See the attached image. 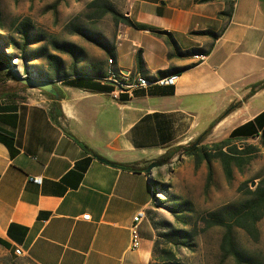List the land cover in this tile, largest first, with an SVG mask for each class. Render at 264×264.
Masks as SVG:
<instances>
[{"label": "crops", "instance_id": "crops-1", "mask_svg": "<svg viewBox=\"0 0 264 264\" xmlns=\"http://www.w3.org/2000/svg\"><path fill=\"white\" fill-rule=\"evenodd\" d=\"M112 2L136 26L119 23L106 37L108 51L81 44L80 65L101 76L51 79L62 95L58 121L39 88L6 99L0 74V132L12 138V150L0 140V250L27 264H149L157 239L151 211L159 209L149 180L160 182L166 164L135 172L112 162L150 165L198 139L233 104L241 103L211 134L224 139L264 110L257 102L264 88L246 98L264 80V0ZM109 58L111 73L141 74L150 87L115 99L114 82L105 80ZM175 73V86L156 83ZM116 86L129 88V80L116 78ZM139 210L147 215L133 248Z\"/></svg>", "mask_w": 264, "mask_h": 264}, {"label": "trees", "instance_id": "trees-1", "mask_svg": "<svg viewBox=\"0 0 264 264\" xmlns=\"http://www.w3.org/2000/svg\"><path fill=\"white\" fill-rule=\"evenodd\" d=\"M110 14L114 23H119L136 26L128 16L119 12L112 0H90L86 4V11L82 13L88 18L95 20L101 19L103 16ZM81 15V14H80ZM12 23L7 27L0 19V74L8 77V79H15L12 73L11 56L19 49L25 52L29 46L39 44L34 50H30L24 55V59H40L46 61L47 68L45 72L39 75H34L39 79H53L54 81H62L75 83L71 80V76H80L84 74L101 76L98 72H94L80 63L86 58V52L83 46L71 41H58L50 38L46 33H40L35 30V25L28 19L20 22L16 26L17 38L10 32V28L14 26ZM66 28L72 34H79L87 40L100 46L101 48L110 49L109 41L101 34H91L79 24L69 22ZM160 33H167L170 37L171 34L166 31H159ZM6 48H10L12 53L8 55ZM50 48L54 52L50 51ZM63 54L71 57L69 66L63 58ZM137 63L142 69L144 64L141 54L137 56ZM6 66V68H3ZM25 88L29 87L24 85ZM264 88V80L255 83L246 98L251 97L257 91ZM59 97L54 94L48 93L49 97L53 99V117L56 121L62 115V108L60 104L61 93L56 88ZM5 98L9 100L22 99L18 96L17 90H8L5 93ZM241 103H236L229 106L218 118L215 119L211 127L201 135V139L196 143L197 139L186 145H178L169 154H165L153 162L160 165L167 164L171 158L177 154L178 156L192 157L197 164L205 161L208 166L206 187H209L213 180L212 161L217 159L221 162L223 171L228 180L233 178V168L236 166L238 169L243 170L244 165L249 163L253 157L254 152L258 151L253 146L240 149L237 145H232L236 141H244L249 138L260 137L264 143V110L257 114L253 119L235 127L230 134L212 145L201 146L203 138L211 132V128L219 122L223 117L228 115L235 108L239 107ZM11 137L0 132V140L7 143L12 150ZM227 147V150L224 148ZM115 166L122 169L140 172L145 170L148 166L141 167L140 162L133 163H120L112 162ZM259 181L254 189L247 186V198L241 205H225L221 210L209 212V214H202L196 210L194 203L189 199H184L177 194H166V199L161 200L157 193L160 190L159 181L150 179L149 185L153 192L158 207H165L173 216L175 223L180 226H175L169 220L157 219L154 212L151 211L152 224L157 229V239L153 248V258L149 264H187L180 259L178 251L180 248H192L195 236L200 232L198 228L203 230L209 229L213 226H222L225 232L222 238V248L225 254L232 256L236 264H257L254 257L248 255L243 249L239 248L233 232L236 228L245 230L254 239L258 238L259 230L257 222L264 216V174L258 176ZM244 186V185H242ZM242 189V187H240ZM166 192V191H164ZM203 224V225H201ZM13 258V256H11Z\"/></svg>", "mask_w": 264, "mask_h": 264}, {"label": "rangeland", "instance_id": "rangeland-1", "mask_svg": "<svg viewBox=\"0 0 264 264\" xmlns=\"http://www.w3.org/2000/svg\"><path fill=\"white\" fill-rule=\"evenodd\" d=\"M90 0H0V19L7 27L12 23L10 32H5L18 37L16 26L20 22L28 19L35 25V30L40 33H46L50 38L58 41H71L79 45H95L79 34H72L66 28L71 22L79 24L91 34H101L104 37H110L117 30L110 14L103 16L99 20L88 18L82 15L86 11V4ZM81 14V15H80ZM3 31H0V33ZM4 33V32H3ZM38 44L29 46L24 52L23 49L17 50L12 54V68L17 70L23 76L35 75L41 71H46V61L40 59H24V55L30 50L37 48ZM8 55L12 53L10 48H6ZM51 52H54L50 48ZM66 56V64L69 66L71 57ZM3 68H6L4 66ZM4 81L5 90H17L18 96L23 97L26 88L25 84L8 77L1 76ZM260 105H264V93L257 99ZM223 134L206 135L201 146L212 145L222 139ZM217 140V141H216ZM232 145H237L243 149L253 146L258 150L253 159L244 165V169L233 168V178L228 180L219 160L213 159V180L209 187H206L208 166L205 161L197 164L192 157L178 156L168 162L163 171H161L160 190L158 197L161 200L166 199V194H177L184 199L191 200L196 210L202 214H209L212 211L221 210L225 205H241L247 196V186L254 189L259 181L258 176L264 174V143L259 137L251 138L246 141H236ZM224 150L228 151L225 147ZM165 165V164H163ZM160 165V166H163ZM255 182V185L252 183ZM244 185V186H242ZM242 187V189L240 188ZM166 191V192H164ZM157 219L169 220L175 226L173 216L165 207H159L153 210ZM203 225V224H201ZM259 230L258 238L254 239L245 230L241 228L234 229L233 236L239 248L243 249L248 255L254 257L257 264H264V216L257 222ZM199 233L195 236L192 248L183 247L178 251V256L187 264H236L232 256L225 254L222 248V238L225 228L222 226H213L203 230L198 228ZM0 264H27L23 259H15L9 252L0 250Z\"/></svg>", "mask_w": 264, "mask_h": 264}, {"label": "built area", "instance_id": "built-area-1", "mask_svg": "<svg viewBox=\"0 0 264 264\" xmlns=\"http://www.w3.org/2000/svg\"><path fill=\"white\" fill-rule=\"evenodd\" d=\"M110 59V58H109ZM116 78H124V79H128L129 80V88H118L116 86ZM105 80H109L114 82V89L111 91V95L115 98V99H120V96L124 93H128L130 95H132V93L135 90L138 89H147L148 87H150V84L141 81V74H139L138 78H130L129 73H124V72H120V74H113L111 73V62H110V71L108 74V79ZM179 78H175L173 80H171V82H167L164 84H159L158 86H175L178 82ZM32 180L35 183L41 184L42 183V178L37 176V177H33ZM147 215V212L145 210H139L136 215L133 217V224L131 227V231H132V247L133 248H138L141 245V238L139 236L138 233V225L139 222L142 221ZM84 219H89L90 218V214H85L83 215ZM14 253L17 256H21L23 255V251L20 248H16L14 250Z\"/></svg>", "mask_w": 264, "mask_h": 264}, {"label": "water", "instance_id": "water-1", "mask_svg": "<svg viewBox=\"0 0 264 264\" xmlns=\"http://www.w3.org/2000/svg\"><path fill=\"white\" fill-rule=\"evenodd\" d=\"M12 69V73L14 75V78L23 84L29 86V87H36L39 88L43 91H46L48 93L54 94L56 97L59 96L56 88L54 87V81L51 79H39L34 75L31 76H23L17 70ZM201 139V136L197 139L196 143H198ZM105 160V159H103ZM159 166V163L157 162H152L148 167H147V172H152L154 168H157ZM252 185H255V182L252 183Z\"/></svg>", "mask_w": 264, "mask_h": 264}, {"label": "bare ground", "instance_id": "bare-ground-1", "mask_svg": "<svg viewBox=\"0 0 264 264\" xmlns=\"http://www.w3.org/2000/svg\"><path fill=\"white\" fill-rule=\"evenodd\" d=\"M110 62H111V64H113V59H109L108 63L110 64ZM109 71H110V69H109ZM175 78H179V74L175 73V74L166 75L164 77H161V78L157 79L156 83L157 84H164V83H167V82H171V80H173ZM141 81L146 82L148 84L150 83L148 80H145V79H141Z\"/></svg>", "mask_w": 264, "mask_h": 264}]
</instances>
